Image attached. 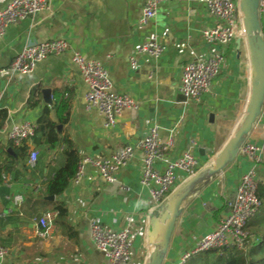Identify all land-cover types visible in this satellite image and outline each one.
Here are the masks:
<instances>
[{
    "label": "crops",
    "instance_id": "crops-1",
    "mask_svg": "<svg viewBox=\"0 0 264 264\" xmlns=\"http://www.w3.org/2000/svg\"><path fill=\"white\" fill-rule=\"evenodd\" d=\"M11 1L0 0V10ZM143 2L50 0L49 9L17 21L0 37V69L28 42L65 38L70 43V50L48 56L31 73L12 77L0 74V110L7 111L0 129V164L7 166L4 174L11 183L6 184L5 180L0 183V246L11 249L0 264H107L90 236L93 220L114 229L131 223L133 261L145 262L149 249L150 200L140 185L142 151L138 148L130 164L119 171L117 182L104 180L95 167L86 165L80 182H71L63 194L54 198L65 202L76 238H67L57 227L50 238L36 236L35 217L50 206L32 202L31 198L40 193L47 176L64 162V156L57 152L56 157L55 150L41 149L34 143L41 157L35 168H29L27 153L22 157L13 148L8 131L24 121L37 124L45 108L50 109L51 118L56 120L54 91L70 92V120L63 125L61 134L73 140L81 158L110 156L126 145L137 146L156 124L161 140L171 141L167 151L170 160L179 159L195 140L191 151L202 166L224 144L244 113L250 88L245 45L235 41L221 47L203 40L202 31L219 22L207 12L204 0H165L155 19L146 26L139 23ZM150 32L159 34L164 48L158 59L135 53ZM220 49L226 61L210 91L199 104L184 99L179 89L184 65ZM73 51L101 62L109 72L114 90L130 94L139 101V109H126L115 127H106L104 116L86 107L87 85L72 60ZM132 54L138 61L136 69L130 66ZM43 88L52 91L50 103L44 100ZM34 91L37 103L30 105ZM211 113H214L213 121H210ZM261 117L264 120V114ZM249 138L263 147L262 159L254 163L239 155L223 173L189 199L174 231L165 264H178L182 254L228 214L244 172L254 168L260 185H264V131L258 127ZM51 158L57 160L51 162ZM164 167L163 163L158 165L160 170ZM179 175L184 181L183 172ZM17 193L25 196L20 210L8 199ZM9 210L12 212L8 213Z\"/></svg>",
    "mask_w": 264,
    "mask_h": 264
},
{
    "label": "built area",
    "instance_id": "built-area-1",
    "mask_svg": "<svg viewBox=\"0 0 264 264\" xmlns=\"http://www.w3.org/2000/svg\"><path fill=\"white\" fill-rule=\"evenodd\" d=\"M164 2L165 0H144L139 23L146 26L154 20ZM204 3L207 12L219 20L213 27L202 31L205 42L221 47H227L237 39L244 42L245 30L239 0H204ZM49 8L50 0H12L0 10V37L6 33L10 25ZM259 15L261 35L264 40V0H259ZM163 49L159 34L150 32L144 42L136 47L135 53L148 54L158 59ZM68 50H70V43L65 38L28 42L6 67L0 69V74L12 77L16 74L31 73L37 64L48 56L59 55ZM72 60L79 67L87 85L86 107L104 116L106 127H115L126 109L133 111L139 109V101L130 94L114 90L109 72L101 62L88 60L78 51L72 52ZM225 61L226 55L220 49L205 57H195L187 62L182 71L180 92L189 101L201 103L210 91L213 81L220 74ZM130 66L131 69L138 67L134 54L130 56ZM1 97L0 90V99ZM263 114L264 108L261 116ZM261 116L253 131L258 127L264 131V120ZM36 130L35 122L24 121L12 126L8 131V140L14 147H27L26 165L29 168H35L41 157L33 140ZM170 145L171 141L161 140L159 126L155 124L142 136L137 146L126 145L110 156L82 157L71 182L73 184L80 182L86 165L95 167L104 180L117 182L119 171L130 164L134 158L135 149L138 148L142 151L140 185L149 195L151 213L159 209L169 194L183 182L179 172H183L185 180L201 167L197 157L191 151V147L196 145L195 140L191 141L190 148L176 160H170L167 156ZM239 151V155L254 163L259 162L263 156V147L250 138L243 143ZM162 163L165 167L160 170L158 165ZM3 178L6 184H11L5 174ZM258 185L259 181L254 168L244 172L240 176L235 194L229 204L228 214L219 220L215 228L204 235L192 249L184 252L178 264H186L192 256L207 250L221 251L231 246L245 250L249 238L247 225L257 214L262 203L258 195ZM8 199L12 200L18 210L25 203V196L22 193L9 196ZM11 212L12 210H9L8 213ZM56 217L57 212L52 209H47L35 217L38 224L35 230L36 236L45 239L53 236L56 229ZM90 236L96 248L104 255L107 264H135L132 254L131 223L122 229H114L103 225L98 220H93L90 224ZM10 252V247L0 246V262Z\"/></svg>",
    "mask_w": 264,
    "mask_h": 264
},
{
    "label": "water",
    "instance_id": "water-1",
    "mask_svg": "<svg viewBox=\"0 0 264 264\" xmlns=\"http://www.w3.org/2000/svg\"><path fill=\"white\" fill-rule=\"evenodd\" d=\"M243 16L244 44L250 65V88L245 111L220 149L210 157L193 175L181 182L159 209L150 213L148 226L149 249L144 264H165L173 234L181 218L185 204L203 190L216 176L223 173L239 157V150L251 135L264 108V40L261 35L259 0H239ZM46 102H51L52 91L43 88ZM183 98L186 97L182 94ZM210 121L214 113L210 114ZM63 125H58L61 133ZM55 196L48 197L54 200Z\"/></svg>",
    "mask_w": 264,
    "mask_h": 264
},
{
    "label": "trees",
    "instance_id": "trees-1",
    "mask_svg": "<svg viewBox=\"0 0 264 264\" xmlns=\"http://www.w3.org/2000/svg\"><path fill=\"white\" fill-rule=\"evenodd\" d=\"M36 92H38L36 90ZM30 99V105L37 103L34 98ZM68 89L56 90L53 93L54 108L57 119L50 116V109L45 108L37 121V130L33 138L34 143L41 149L55 150L64 156V162L53 169L47 176L40 193L31 200L35 203L48 204L50 209L57 212L56 227L67 238H76V232L68 221V209L64 201L59 199H47L53 195L58 198L74 178L81 157L75 143L67 134L58 131V125H66L70 120L71 102L68 97ZM7 118V111L0 110V129L4 126ZM13 146V145H12ZM13 148H15L13 146ZM22 157L27 153V147H16ZM18 153V152H17ZM55 162L57 159H50ZM7 166L0 164V183L4 181L3 175ZM258 195L261 199V207L257 214L247 225L249 238L245 250L236 247H226L223 250H207L192 256L186 264H264V185H258Z\"/></svg>",
    "mask_w": 264,
    "mask_h": 264
},
{
    "label": "bare ground",
    "instance_id": "bare-ground-1",
    "mask_svg": "<svg viewBox=\"0 0 264 264\" xmlns=\"http://www.w3.org/2000/svg\"><path fill=\"white\" fill-rule=\"evenodd\" d=\"M244 30H245V28H244ZM148 237V236H147Z\"/></svg>",
    "mask_w": 264,
    "mask_h": 264
}]
</instances>
